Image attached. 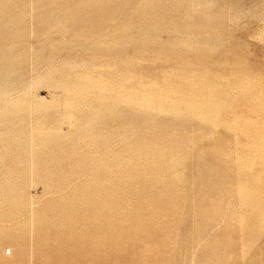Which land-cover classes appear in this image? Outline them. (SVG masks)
<instances>
[{"label":"rangeland","instance_id":"obj_1","mask_svg":"<svg viewBox=\"0 0 264 264\" xmlns=\"http://www.w3.org/2000/svg\"><path fill=\"white\" fill-rule=\"evenodd\" d=\"M0 264H264V0H0Z\"/></svg>","mask_w":264,"mask_h":264}]
</instances>
